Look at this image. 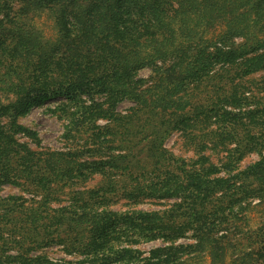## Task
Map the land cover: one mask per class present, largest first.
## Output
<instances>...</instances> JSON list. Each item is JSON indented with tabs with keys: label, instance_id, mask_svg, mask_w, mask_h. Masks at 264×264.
<instances>
[{
	"label": "trees",
	"instance_id": "obj_1",
	"mask_svg": "<svg viewBox=\"0 0 264 264\" xmlns=\"http://www.w3.org/2000/svg\"><path fill=\"white\" fill-rule=\"evenodd\" d=\"M41 12L53 22V40L23 24ZM216 67L234 71L235 79L264 72V0H0V187L19 186L29 196H0V264H73L31 255L52 244L83 255L86 264H153L155 257L138 260L116 240L180 230L196 240L185 250L209 253L211 264H264V222L242 238L236 223L254 208L250 200L264 202V105L242 110L247 100H260L236 86L212 105L203 106L201 93L195 101L189 92ZM146 68L152 74L143 79L138 73ZM257 87L264 92V77ZM55 98L63 100L64 135L76 148L20 143L19 135L31 134L17 120ZM125 101L161 114V131L181 132L196 151L208 144L214 155L226 154L223 165L173 158L162 135L143 137L157 121L138 131L131 115L117 112ZM252 152L260 159L240 170ZM100 165L111 176L106 186L65 192ZM173 191L180 202L164 211L118 214L108 202L165 199ZM180 247L163 262L177 264Z\"/></svg>",
	"mask_w": 264,
	"mask_h": 264
},
{
	"label": "rangeland",
	"instance_id": "obj_2",
	"mask_svg": "<svg viewBox=\"0 0 264 264\" xmlns=\"http://www.w3.org/2000/svg\"><path fill=\"white\" fill-rule=\"evenodd\" d=\"M25 22L23 24L30 30L37 32L40 34L43 38L46 39H55L56 36L54 35V28H53V22L50 18V16L44 12V13H36L31 14L27 18L24 19ZM218 30L211 31L207 37L212 38ZM224 69L216 67L213 74L206 78L201 84L197 85L196 87H193L192 90L189 92L191 93V97L195 99V95L198 93H201L203 100L206 102L203 103V106L205 105H212L214 104V100H217V98L221 95H223V91L227 92L226 90L232 91L233 88L236 86L238 91H247L249 94L254 93V98L257 100H260L259 103H254L253 101L247 100L245 102V106L243 109H255L256 106H262L264 105V92L259 93L257 84L261 80L262 77H264V72L255 73L248 77H244L242 79H235L234 74L232 70H225ZM151 70L149 68L143 69L138 73V76L143 79H148L151 76ZM195 89V90H194ZM206 98V99H205ZM209 98H212L213 100H209ZM62 98H55L52 100H49L48 102H45L42 105L34 106L28 111L26 115H23L17 120V123L29 130L30 139L23 137L22 135H19V142L20 143H27L29 147L33 150H38L39 146L42 150H50V151H67L71 148H76L75 145L77 143H74L71 140H67L65 138V131L66 127L68 126L66 117L64 115V111L60 110ZM258 102V101H257ZM229 103V102H228ZM220 104H223L220 102ZM224 104H227L224 103ZM233 104V103H229ZM248 104V105H246ZM219 103L217 104L216 108L218 107ZM221 106V105H220ZM227 111H234L237 112V110H232L231 108H224ZM223 110V107H222ZM117 112L121 114L122 116H130L131 118L129 121L133 122V126L140 125L138 128H135L136 130L141 129V125H144L146 127L147 120L153 122L157 121L156 125H158L157 130H152L147 127L146 132L144 133L143 137L149 136L151 137L155 135V132H157L160 136L162 135V140H164V148L173 156V158L185 161L188 164L192 163L193 161L200 159V162H204V159H206V162L204 164L208 165V169L211 168V164H216V168H220L224 163V158L226 154H222L219 156H216L213 154L214 150L212 147L210 148V145L206 144V149L198 152L196 151L192 145L189 146V143L185 141V135L181 132H171L168 131L167 133H163L161 130L164 128V122H167L166 118L161 119V114H155L153 117L150 116L151 114L144 113V111H137L134 105L130 102H122L117 105ZM150 116V117H148ZM162 122L161 125H159ZM243 123H251L249 118H242ZM104 122L101 121L100 124H103ZM259 125L257 126V128ZM210 129L215 130V126H212ZM138 133V132H137ZM141 136L139 135L137 137V140ZM33 140V141H32ZM137 142V141H136ZM208 147V149H207ZM233 147V145H232ZM260 153L252 152L247 154L243 157V160L238 165V168L240 170H243L247 168L249 165H252L256 163L260 159ZM264 154V152L262 153ZM222 160L220 161V158ZM97 161V160H94ZM100 161V160H99ZM98 161V162H99ZM93 162V161H89ZM108 166L102 167L101 165L99 167L93 168V175L92 178L85 182L80 187H74V188H68L65 190V192H70L71 190H95L98 187L104 186L106 183L105 179L111 180V176H104L102 172L106 173V168ZM145 170V169H144ZM107 175V173H106ZM216 177H225L224 173L218 174ZM127 185H130V182H127ZM106 186V185H105ZM106 189V188H105ZM175 192V191H173ZM171 196H168L165 199H130V198H124L123 196L121 198H112L108 202L113 203L110 207V210H112L115 213L118 214H133L135 212H152V211H164L169 210L173 208L172 206L174 204H178L180 200L178 199L177 193H173ZM163 194V193H162ZM60 195V194H59ZM0 196L1 197H19L23 196L24 198H29L28 194L23 191L22 187L19 186H13V185H4L0 187ZM62 200H65L64 197H62ZM65 203V202H64ZM62 203V204H64ZM252 206H254L253 209L249 208V210L246 213V217L239 218L237 220V225L239 226V231L241 232V235H239V238L244 237V232L249 227H255L257 224H261L264 222V202L258 205V200H250ZM61 204V205H62ZM256 205V206H255ZM56 208V206H55ZM193 231L189 230L184 233H181V230L179 233H176L172 236H149L147 234H135L133 237L129 238H119L116 240V248H126L131 249L134 251L133 254L138 258V260H141L143 258H149L150 256L155 257V259L152 260L153 264H157L162 262V264H168L163 262L166 260V257H168V254H174L172 251L173 248L183 246V249L180 247L179 253L176 251V256L178 255L180 259L177 264H211V259L209 256V253H197L193 254L189 250H185L188 247L194 246L196 244V240L193 236ZM125 242V243H124ZM136 252V253H135ZM45 255L49 260L53 261H59V260H67L73 264H81L82 262L86 264V258L83 255L80 254H73V255H66L63 251L62 246L59 245H50L47 247H41L39 249V252H33L31 255ZM156 257H160L157 258ZM170 262H175L174 259L168 258ZM129 258H127L125 261L118 262L113 261L109 264H130L128 261Z\"/></svg>",
	"mask_w": 264,
	"mask_h": 264
}]
</instances>
